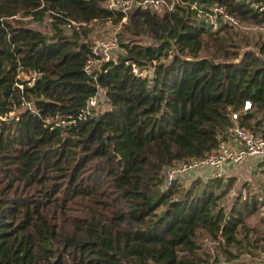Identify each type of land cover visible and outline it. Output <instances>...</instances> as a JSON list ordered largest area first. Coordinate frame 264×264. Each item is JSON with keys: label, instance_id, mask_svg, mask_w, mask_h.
<instances>
[{"label": "trees", "instance_id": "trees-1", "mask_svg": "<svg viewBox=\"0 0 264 264\" xmlns=\"http://www.w3.org/2000/svg\"><path fill=\"white\" fill-rule=\"evenodd\" d=\"M194 2L264 23V0L127 13L105 0H0V264H236L256 195L224 202L223 177L165 187L163 171L214 150L245 100L239 125L264 127V40L221 17L213 29ZM45 14L51 36L25 21ZM98 21L119 24L116 59L92 52ZM99 93L103 108L87 109Z\"/></svg>", "mask_w": 264, "mask_h": 264}, {"label": "built area", "instance_id": "built-area-1", "mask_svg": "<svg viewBox=\"0 0 264 264\" xmlns=\"http://www.w3.org/2000/svg\"><path fill=\"white\" fill-rule=\"evenodd\" d=\"M106 6L109 9L117 10L122 13H127L133 8L143 10L151 9L156 11H172L179 0H105ZM192 8L197 9V16L209 22L213 29L217 27L218 17L223 21L228 22L234 27H240L245 24L236 17L230 15L225 8L216 6L211 11H204L198 8L196 2L192 3ZM255 9L259 12H264V3H255ZM125 19V17H124ZM72 24H76L72 22ZM254 24L264 28V23ZM70 25H68L69 27ZM118 49V38L116 34L104 36L99 41L94 42L92 52L99 55L102 59L110 53ZM109 60V59H108ZM133 72L138 76H151V72H146L145 69L132 65ZM86 70L91 73L90 64L86 65ZM98 96L90 97L87 100V109L94 108L98 102ZM252 111V103L250 100H245L242 108L238 111L230 113L232 126L226 132V138L220 140L218 146L207 153L203 158H191L181 162H176L166 166L163 171L164 186H170L175 180H181L183 177L200 168H209L212 171V177H223L228 167H237L245 160L254 159L257 162H264V130L254 131L244 128L239 125V119L246 113ZM88 111L83 110L80 117L85 119ZM64 126L65 122L61 121ZM245 197V195H244Z\"/></svg>", "mask_w": 264, "mask_h": 264}, {"label": "rangeland", "instance_id": "rangeland-1", "mask_svg": "<svg viewBox=\"0 0 264 264\" xmlns=\"http://www.w3.org/2000/svg\"><path fill=\"white\" fill-rule=\"evenodd\" d=\"M250 1V0H248ZM125 20V19H123ZM29 27L37 29L44 34L51 36L53 33V28L51 24V18L45 14L42 18L39 19H28L25 20ZM245 24L242 23L240 27H236L239 31L244 32L251 39L252 43H255L257 40H264V28L258 27L249 21H245ZM261 24H259L260 26ZM89 38L91 41L96 42L100 39L104 38V36H110L112 34H116L119 31V24L114 25L111 21H98L92 22L89 24ZM66 29H70L65 27ZM142 43H150L151 40L149 37H140L138 38ZM254 49V48H253ZM255 50V49H254ZM122 48H118L116 51L110 53L108 56H105V59H116L117 56L122 52ZM146 72H151L152 69L150 67L145 69ZM98 102L95 105V111H99V109L103 108L102 103V94L99 93ZM264 126V125H263ZM261 129L264 130V127ZM252 160V159H251ZM253 162L256 160L253 159ZM252 163V162H251ZM264 164V162L259 163V165ZM190 173L186 174V181L183 182L184 187H188L190 183L195 179H201L202 181L210 178L209 174H204L202 172L199 173ZM224 182L232 180V185L228 190L227 195L222 199L224 202L230 201V199L235 196L239 191L242 194V198L244 195L253 196L259 199V209L258 211L246 219V225L250 228L248 232H246V239L249 240V244L244 247L241 245L240 247H235L232 249L233 253H235L237 258H235L232 263L236 264H264V252L262 251V247L260 243H264V229L261 223V220L264 218V171L259 172V174H255L252 170L245 168L242 165H238L237 169H230L225 172L223 176ZM243 232L240 236L244 235ZM258 240V241H257ZM212 244L209 240H204L203 248L206 250H211ZM251 251V252H250ZM219 262H212V264L223 263L225 262L224 258H219Z\"/></svg>", "mask_w": 264, "mask_h": 264}, {"label": "crops", "instance_id": "crops-1", "mask_svg": "<svg viewBox=\"0 0 264 264\" xmlns=\"http://www.w3.org/2000/svg\"><path fill=\"white\" fill-rule=\"evenodd\" d=\"M259 163H261V162H257V161L256 162H253V159L252 160L251 159H248V160H245L240 165L244 166L245 168H248V169L252 170L253 172H255V174H259V172H263L264 171V164L259 165ZM237 168H238V166L237 167H228L226 171H228L230 169H237ZM196 172L197 173L202 172L204 174H209L210 177H212V171L209 168L196 169L192 173H196ZM184 181H186L185 178H184Z\"/></svg>", "mask_w": 264, "mask_h": 264}]
</instances>
